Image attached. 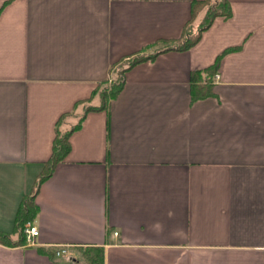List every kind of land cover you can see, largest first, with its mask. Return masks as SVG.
Segmentation results:
<instances>
[{
  "label": "crops",
  "instance_id": "obj_1",
  "mask_svg": "<svg viewBox=\"0 0 264 264\" xmlns=\"http://www.w3.org/2000/svg\"><path fill=\"white\" fill-rule=\"evenodd\" d=\"M193 1L0 0V231L59 117L98 105L115 66L157 53L85 112L38 185L35 243L0 242V264H79L93 247L102 264H264V0H228L230 15L178 50ZM212 64L211 95L193 101L191 73Z\"/></svg>",
  "mask_w": 264,
  "mask_h": 264
},
{
  "label": "trees",
  "instance_id": "obj_2",
  "mask_svg": "<svg viewBox=\"0 0 264 264\" xmlns=\"http://www.w3.org/2000/svg\"><path fill=\"white\" fill-rule=\"evenodd\" d=\"M207 6V9L204 13V17L202 21L197 26V30H193L192 22L195 19L198 11ZM218 15H223L227 17L230 15V7L228 0H203V1H193L191 18L186 23L183 34L181 35V39L178 44L173 48L178 50L187 49L190 47L198 38L199 34L210 25L214 17ZM157 53L152 54H140L135 55L133 58H130L126 62H122L119 65L113 68L111 76L108 80H105L101 84H99L96 89L93 91L94 94H99L101 98V102L94 106L87 104L88 102L83 101L85 103V110L82 114L77 115L76 113V105L69 112L61 115L57 120L56 134L52 144L51 155L45 162L41 165V170L38 174V177L35 179L33 190L31 193H28L24 196L15 212L14 220H13V229L11 232L0 231V242L8 245L15 246L25 244L26 233L24 231L26 225L31 223L36 216L38 208L34 202V196L38 189V185L47 177H49L55 167V165L62 161L67 155L70 145L68 141V137L70 133L77 129L84 118L85 112L88 110H96L107 108L109 103L116 99L121 90L123 89L125 79L124 73L130 68L132 65L139 63L141 61H145L147 59L153 58ZM216 71V64H212L206 68L195 70L191 73L190 76V89H191V99L194 101L198 98H203L212 93V82L213 76ZM205 77V79H204ZM202 80L204 83L201 84ZM75 115L77 117L76 123L71 127L60 130L59 125L63 122V120L68 117ZM17 234L16 239L12 238V235ZM40 250V249H39ZM41 251V250H40ZM82 251L86 252L89 262L91 264H102L103 261V248L102 247H93V248H85Z\"/></svg>",
  "mask_w": 264,
  "mask_h": 264
},
{
  "label": "built area",
  "instance_id": "obj_3",
  "mask_svg": "<svg viewBox=\"0 0 264 264\" xmlns=\"http://www.w3.org/2000/svg\"><path fill=\"white\" fill-rule=\"evenodd\" d=\"M217 77V75H215ZM26 233V244H34L35 243V237L38 234V229L35 225L33 224H27V226L24 229ZM114 235L117 234L116 231L113 232ZM67 254V249L65 247H59L58 249L55 250V255L56 256H62Z\"/></svg>",
  "mask_w": 264,
  "mask_h": 264
},
{
  "label": "rangeland",
  "instance_id": "obj_4",
  "mask_svg": "<svg viewBox=\"0 0 264 264\" xmlns=\"http://www.w3.org/2000/svg\"><path fill=\"white\" fill-rule=\"evenodd\" d=\"M33 190V186H31V189L29 190V192L28 193H30L31 191ZM29 224V223H28ZM31 224V223H30ZM27 226V225H26ZM26 243V242H25ZM61 247H65V246H61ZM66 248V247H65ZM54 254H55V252H54ZM88 255H86V252H84V251H80V252H77L76 254H75V256H76V258H77V260H78V262H79V264H91L90 262H89V260H88V258H87V256H89V255H92V254H94V253H92V254H89V253H87ZM56 256V255H55Z\"/></svg>",
  "mask_w": 264,
  "mask_h": 264
}]
</instances>
